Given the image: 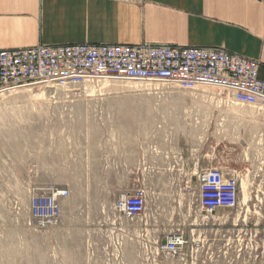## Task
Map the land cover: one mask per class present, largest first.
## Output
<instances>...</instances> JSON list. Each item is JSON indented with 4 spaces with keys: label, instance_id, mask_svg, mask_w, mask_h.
<instances>
[{
    "label": "rangeland",
    "instance_id": "1",
    "mask_svg": "<svg viewBox=\"0 0 264 264\" xmlns=\"http://www.w3.org/2000/svg\"><path fill=\"white\" fill-rule=\"evenodd\" d=\"M202 91L215 89L102 80L72 89L31 84L0 95V264H101L96 253L106 245H114V252L103 264H125L123 242L103 241L100 234L124 235L134 230L131 224H141L136 230L142 233L144 228L166 236L174 233L175 216L187 212L182 204L193 201L184 190L188 177L172 163L165 164L171 172L166 170L159 184L157 179L127 178L147 189L145 219L128 221L114 213L121 194L100 191L117 181L107 175L119 168L118 161H135L134 168L147 156L178 163L190 156L193 144L203 154L211 155L213 149L216 154L245 156L248 163L237 167L242 174L263 171L264 106L233 108L250 118L261 116V130L250 132V124H245L243 135L259 144L224 146L191 120L190 101ZM253 154L262 162L249 163ZM246 185L242 179L244 194ZM52 189L66 190L67 195L57 199L58 223L42 227L33 218L32 200ZM145 249L148 264H155L156 247Z\"/></svg>",
    "mask_w": 264,
    "mask_h": 264
},
{
    "label": "crops",
    "instance_id": "2",
    "mask_svg": "<svg viewBox=\"0 0 264 264\" xmlns=\"http://www.w3.org/2000/svg\"><path fill=\"white\" fill-rule=\"evenodd\" d=\"M83 43L221 48L258 61V76L264 80V0H0V49ZM193 98L191 120L196 129L209 131L216 144H259L258 139L247 142L243 137L245 124H250V132L261 130L258 113L251 119L234 111L240 105L232 104L225 92L202 91ZM210 152L203 154L199 145L193 148L192 144L185 160L187 169L198 173L219 167L238 173V206L218 209L212 219H206L196 211L195 203H183L187 212L175 216L174 232L179 229L186 244L179 255H159L155 264H264V170L242 174L237 167L247 162L245 156ZM260 158L250 155L249 163H259ZM172 163L176 164L173 158L166 162L158 156L143 157L141 166L136 162L137 168L135 161H118L119 168L110 169L107 175L117 181L100 191L132 193L138 185L126 179L140 176L157 179L159 184L168 171L165 164ZM242 179L247 183L246 194L241 191ZM141 227L131 224L132 232L100 234L99 239L123 242L125 264H148L150 255L145 248H155L167 236L146 228L144 233L136 230ZM112 247L106 245L107 249L96 253L101 264L110 259Z\"/></svg>",
    "mask_w": 264,
    "mask_h": 264
},
{
    "label": "built area",
    "instance_id": "3",
    "mask_svg": "<svg viewBox=\"0 0 264 264\" xmlns=\"http://www.w3.org/2000/svg\"><path fill=\"white\" fill-rule=\"evenodd\" d=\"M260 66L256 60L221 48L149 43L40 44L0 49V95L31 84L72 89L110 80L154 83L189 91L215 89L227 93L234 105L260 108L264 106V80L258 76ZM177 162L178 170L188 177L183 181L184 190L192 196L199 215L212 219L218 209L237 208L238 173L219 167H206L193 173L187 169L185 160L180 158ZM146 190L139 186L132 193L119 195L114 203L115 215L133 222L145 219ZM66 195V190L52 189L48 195L35 196L31 205L33 218L42 227L55 226L60 216L57 199ZM185 244L178 229L156 246L155 255H179Z\"/></svg>",
    "mask_w": 264,
    "mask_h": 264
}]
</instances>
